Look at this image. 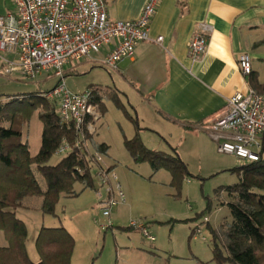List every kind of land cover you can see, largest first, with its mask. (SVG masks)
I'll list each match as a JSON object with an SVG mask.
<instances>
[{
	"label": "rangeland",
	"instance_id": "obj_1",
	"mask_svg": "<svg viewBox=\"0 0 264 264\" xmlns=\"http://www.w3.org/2000/svg\"><path fill=\"white\" fill-rule=\"evenodd\" d=\"M70 67L73 72H69ZM65 71L68 72L64 81L70 91L82 92L89 87L99 89L104 108L98 107L102 118L94 123L97 131L90 137L89 149L94 153L96 145H109L108 154L102 156L110 169L115 165L113 171L127 202L113 207L111 217L102 214L98 191L105 197L107 190L98 181L97 165L92 168L95 188H84L83 184L76 183L78 194L62 195L56 215L42 213L40 198H25L24 206L16 209V215L28 227L26 245L30 258L34 262L39 261L35 240L41 227L63 226L76 242L72 264H218L213 260L211 228L221 235L223 225L232 220L230 209L225 204L230 197L220 188L238 181V175L229 169L240 164L233 165L234 157L226 153L206 156L188 149V162L184 161L191 175L183 181L178 193L170 186L169 171L160 169L155 172L148 162L135 163L127 152L124 140L132 138L136 128L117 100L120 98L131 115L137 114L128 107L127 99L119 94L114 85L116 73L100 65L86 66L83 59L66 65ZM20 76L18 79L9 78V86H0L1 97L6 99L10 95L21 96L38 90L46 92L59 82L54 74L44 73L33 80L22 74ZM139 121L143 125L141 119ZM42 127L38 112L24 126L22 141L29 145L32 155L39 151ZM148 134L153 136V133ZM177 142V137L168 135L161 147L144 144L153 150L171 152V147H176L168 144ZM64 155L56 154L51 163L58 162ZM36 177L45 189L42 176L36 173ZM110 180L113 181V178ZM115 212L119 213V218L112 217ZM132 221L148 227L156 240H148L137 228L127 229ZM196 225L201 226V232L192 234ZM3 235L0 230V236ZM218 242L222 246L225 237L221 235Z\"/></svg>",
	"mask_w": 264,
	"mask_h": 264
},
{
	"label": "crops",
	"instance_id": "obj_2",
	"mask_svg": "<svg viewBox=\"0 0 264 264\" xmlns=\"http://www.w3.org/2000/svg\"><path fill=\"white\" fill-rule=\"evenodd\" d=\"M146 2L105 0L110 18L123 21L138 19ZM14 11L12 0H0V15ZM199 30L205 32L209 44L201 59L193 62L188 45ZM149 34L151 40L139 42L134 56L123 59L113 70L116 73L113 83L119 94L143 122L140 123L143 142L148 147L154 144L161 147L168 135L175 136L178 142L168 145L175 146L186 162L188 149L219 156L222 153L218 151L217 141L201 126L215 120L235 92H245L251 87L249 77L243 76L239 67L241 53L250 54L253 72L264 83V0H160ZM159 36L162 39L157 42ZM116 42L112 40L99 52L83 59L86 66H104L103 60ZM6 57L16 60L15 54ZM71 68L69 72L74 71ZM5 69L6 63L0 56V86H9V78L21 77L19 71L7 74ZM93 88L89 87L101 97L99 89ZM101 118L100 115L98 121ZM229 155L234 157L233 165L246 163ZM119 216L115 212L112 217ZM7 244L5 235L0 236V246Z\"/></svg>",
	"mask_w": 264,
	"mask_h": 264
},
{
	"label": "trees",
	"instance_id": "obj_3",
	"mask_svg": "<svg viewBox=\"0 0 264 264\" xmlns=\"http://www.w3.org/2000/svg\"><path fill=\"white\" fill-rule=\"evenodd\" d=\"M249 83L257 93L264 94V83L259 81L256 72L250 74ZM44 93L38 90L21 96L10 95L5 100L0 96V230L8 242L6 246H0V264H72L76 242L63 226L40 228L35 240L39 261L34 262L26 245L27 224L17 217L16 209L24 206L25 198L38 197L42 213L53 216L62 195L78 194L76 183L83 184L84 188H95L92 168L96 162L91 151L73 149L58 162L51 163L61 144L65 141L75 143L77 132L72 122L62 121L57 103L48 100ZM91 103L104 108L101 97L94 92ZM117 104L136 128L135 135L124 140L132 160L148 162L155 172L169 171L170 186L180 193L183 181L191 175L188 164L174 147L171 152L148 148L140 136L138 116L131 115L119 99ZM35 112H38L43 127L39 151L32 155L29 145L22 141V135L24 126ZM93 149L107 155L109 145L100 143ZM229 171L238 175V181L222 186L220 190L230 197L225 204L232 220L223 225V247L218 242L220 233L211 228L213 260L218 264H264V156ZM36 173L44 179L45 189ZM194 232L195 229L192 234Z\"/></svg>",
	"mask_w": 264,
	"mask_h": 264
},
{
	"label": "built area",
	"instance_id": "obj_4",
	"mask_svg": "<svg viewBox=\"0 0 264 264\" xmlns=\"http://www.w3.org/2000/svg\"><path fill=\"white\" fill-rule=\"evenodd\" d=\"M12 2L15 11L0 15V56L6 63L5 72L19 71L31 80L44 73L59 78L58 84L44 95L57 103L62 121L73 123L77 138L74 144L67 141L61 144L56 154H66L73 149L90 151L94 123L100 118L98 105L91 103V89L72 92L67 88L65 67L90 57L116 40L103 60L106 68L115 70L120 61L134 56L139 42L151 40L149 27L160 0H147L141 16L133 21L112 20L105 0ZM161 39L159 36L156 41ZM208 44L209 38L204 31L195 32L188 45L191 61L200 60ZM6 54H15L16 60H9ZM238 63L243 76L249 77L253 71L250 54L241 53ZM201 127L217 141L219 152L233 154L248 162L258 160L264 152V94L257 93L252 87L245 92H235L227 100L223 112ZM92 156L98 166V181L107 190L105 197L98 191L99 205L102 214L110 217L113 207L125 204L127 198L102 154L94 152ZM131 226L140 230L148 240H156L144 224L132 221ZM194 229L199 234L202 228L196 225Z\"/></svg>",
	"mask_w": 264,
	"mask_h": 264
}]
</instances>
